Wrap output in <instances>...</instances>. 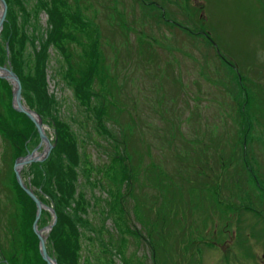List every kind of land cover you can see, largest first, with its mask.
<instances>
[{"label": "rangeland", "instance_id": "374dc122", "mask_svg": "<svg viewBox=\"0 0 264 264\" xmlns=\"http://www.w3.org/2000/svg\"><path fill=\"white\" fill-rule=\"evenodd\" d=\"M58 1L63 51L50 45L44 66L54 111L43 118L22 87L19 96L45 130L48 147L17 109L14 81L0 74V119L21 127L15 115L22 113L33 123L15 146L20 156L0 133V264H43L34 220L37 243L25 245L30 229L19 225L23 207L30 205L35 219L37 206L14 168L35 149L41 155L17 173L43 205L36 229L48 228L46 251L56 264L53 199L35 185L33 167L54 149L59 122L77 141L75 199L94 228L80 229V263L264 264V182L249 174L252 167L264 179V0ZM50 3L11 0L14 58L25 74L54 30ZM112 6H127L130 16L113 15ZM3 22L0 67L11 69ZM137 50L151 51L148 61L141 62ZM93 57L98 79L93 77L94 96L86 98L71 84L80 71L90 74ZM228 161L223 169L221 162ZM102 242L108 253L101 254Z\"/></svg>", "mask_w": 264, "mask_h": 264}, {"label": "trees", "instance_id": "16d2710c", "mask_svg": "<svg viewBox=\"0 0 264 264\" xmlns=\"http://www.w3.org/2000/svg\"><path fill=\"white\" fill-rule=\"evenodd\" d=\"M132 1L135 2L134 0H131V3ZM5 2L7 4L6 19L3 22L1 34L3 35V38L8 39L11 69L16 74V76L18 77L21 83L23 95L25 96V98L30 103L33 104L32 106L35 109V111H37L41 117L45 118L47 117V113L51 114L50 112L54 111L56 104L54 98L45 91L46 68L44 66L46 64V59H47V48L50 45L53 46L55 45L57 49L59 50L61 49V51H63V48L59 43L60 39L65 38V35L62 33L61 30L64 28L63 24L65 23V19L63 23L61 22V20L63 19H62V14L60 12L62 9L61 7H63V5L59 6L58 0H51L49 14H50L51 27L54 28V30L48 33V35L46 36V40L42 42L43 46L35 54V59L33 61L34 68L32 67V73L25 74L20 62H18L14 58L16 51L14 47V42H15L14 36L16 33L11 32L12 25H11V20H9L12 11L11 0H5ZM149 3L151 4V6H153L152 2ZM121 7H119L120 9H118L112 6L110 12H112L113 15H116L117 17L120 18L121 16L128 17L129 14H126V10H128L127 6L125 7L121 6ZM171 25L177 26V24H172V23ZM22 36L23 39H25L26 41L28 40V36L26 35V33L23 32ZM135 38L140 39L137 37ZM74 39L75 38L73 36L67 37V40L69 42L70 41L73 42ZM137 51L141 62L143 59L145 61H148L146 56L148 54H152V52L148 50H137ZM66 55L71 56L70 51H68ZM92 61L95 62L96 65L95 64L94 66L91 65L92 67L90 68V74H87L77 69L78 72L80 71L79 81H77L76 83L73 82L72 84L74 86L71 84L72 87L71 89L72 90L74 89V91H76V94L78 95L82 94L86 98L87 97L92 98L94 96V92L91 93L90 91L92 90L91 88L95 89L93 77L96 76L98 68H97L96 58L93 57ZM29 94H32V97L34 96L33 97L34 102L28 96ZM100 114L102 113L100 112ZM15 116L18 117V119L20 120L21 127H18L16 125L17 122L15 120L12 121L11 124L7 125L6 124L7 122H5L4 120L2 121V119H0V133L2 134V139L6 143L7 142L9 143V147L14 148V153L16 152L15 150H17V148L15 149V146L22 145L21 142L24 141L25 138H27L23 131V129H25V126L29 128V130L33 129V123L24 114L18 113V115ZM57 124H56L57 135H56L55 147L49 153L47 158L44 161H42V163H34V165L35 164L36 165L33 168H36L37 170L33 172L36 177L34 176L33 177L35 178L34 179L35 185L41 186V190L45 194H47V196H50L53 199L51 202L53 203L52 206L54 208L56 218H55V223L53 224V227L51 229L52 234H50V240L52 241L53 244L52 252H53V256L55 257L56 264H84V262L82 263L79 262L77 256V249L79 248L78 243L80 239V235H79L80 229L82 226L87 227L88 229L91 230L94 228L90 226L91 223L89 221L90 219H88V217L86 216L87 215L86 209L83 206H81L79 202H77L78 200L76 201L75 199L76 183L78 181V173H79L81 159L79 155L77 141L74 139V135L72 134L69 127L61 123L63 127L61 126V130H60L59 129L60 122L58 125ZM98 124L99 126H101L100 122H98ZM102 129L103 131L105 130V128ZM105 131L104 133L107 134L108 131H106L107 133ZM247 136H248L247 133L242 134L243 137L242 141L243 140L246 141ZM19 152L18 153L16 152L17 154L16 156H20L22 154V149H20ZM246 159L244 158V161L247 163ZM230 163L231 161H228L227 164L221 162V165L223 166L224 169V167L230 166L231 165ZM42 170H44L43 172L46 174L47 177L45 181H43L44 175L42 173ZM201 173H203L202 170ZM197 174H199V172ZM249 174L252 175L254 181L257 182L258 184L260 182H264L261 173L259 171L255 172V170H253L252 167L250 168ZM170 180L172 179L168 178L167 181ZM14 185H16L15 181H14ZM15 188L17 189V192L20 190V187L17 185ZM29 202H31V200H29ZM31 204L33 205L34 202ZM61 205L63 206V208H66V210L69 209V211H71V214L69 213L70 217L65 212L64 214H62ZM79 206L80 208H78ZM25 207L27 208L25 209L23 207L21 223L19 225H21L23 229H26L27 227L30 229V233L29 232L26 233L27 235L28 234L29 235L26 236L25 245L32 247L35 244V241L37 243V236L33 232L31 227L32 222L34 220V216L31 206L25 205ZM146 212L150 213L149 210H146ZM103 220L104 219L100 220L102 221L101 225H103ZM133 234L137 236H141L139 232L135 230H133ZM30 238H32L33 240H31ZM31 247H29V249H32ZM108 248L109 246L105 242H102L101 254L108 253ZM25 258L28 259V256L25 255ZM41 262L43 264H46L43 260H41Z\"/></svg>", "mask_w": 264, "mask_h": 264}, {"label": "water", "instance_id": "95a60500", "mask_svg": "<svg viewBox=\"0 0 264 264\" xmlns=\"http://www.w3.org/2000/svg\"><path fill=\"white\" fill-rule=\"evenodd\" d=\"M1 1H2L3 10H2V13H1V16H0V28H1L2 22L4 20L5 12H6V3L4 2V0H1ZM0 68L7 70L9 72V74H10L9 79H11L12 81H14V83H16V90H14V97H17L19 99L20 91H21V85H20L19 79L17 78V76L15 75V73L11 69H7L5 67H0ZM14 87H15V85H14ZM16 107H17L18 110L24 112L34 122V124H35V126L37 128V131H38L40 137L41 138L44 137L43 132L41 130V125H39L37 123V121L35 120V118L32 116V112L30 110L25 109L20 102L17 104ZM26 157L27 156L18 158L16 160L15 164H14V168H15V171H16L15 172L16 173V178H17V181H18L19 185L33 199V201L35 202V205L37 206L36 216H35V219H34V222H33V230H34V232L38 236V239H39V249H40L41 256H42L43 260H45L47 264H53L52 263L53 261H51L52 259L50 258V256L48 255V253L46 251V248H45V245L43 243V240L40 237V235L38 233V230L36 229V222H37V219H38V217L40 215V211H41L40 205L42 203L40 202L39 199H37L35 197V195L33 194V192L23 184V182H22L19 174L17 173L18 172L17 171V165H18V160L19 159H23V161L21 162V164H25V163L30 162L32 160V159L27 160V159H25ZM53 220H55V218H53Z\"/></svg>", "mask_w": 264, "mask_h": 264}, {"label": "bare ground", "instance_id": "6f19581e", "mask_svg": "<svg viewBox=\"0 0 264 264\" xmlns=\"http://www.w3.org/2000/svg\"><path fill=\"white\" fill-rule=\"evenodd\" d=\"M0 16H1V11H0ZM0 74L6 76L7 78H9V76H10L9 72H8L7 70H5V69H2V68H0ZM10 80H11V79H10ZM13 83H14V82H13ZM14 85H15V90H16V83H14ZM19 102H20V99H18L17 97H15V105H16V106H17V104H18ZM32 116L35 118V120L37 121V123L40 125L37 116H36V115L34 116V114H33ZM41 130H42L43 135H44V137H42V143L45 144L44 146L48 147V146H49V142H48V140H47L45 130L43 129L42 126H41ZM40 155H41V153H39L38 150L35 149V150H33L32 152H30V153L28 154V156H27L25 159H27V160H29V159H34V158L39 157ZM22 161H23V159H19V160H18L17 169H19L20 166L22 165V164H21ZM40 208H41V209L43 208V205H42V204L40 205ZM46 230H48L47 227L38 230V233H39L40 237L42 238L44 245H45V238H46V236L44 235V233H45ZM45 248H46V245H45ZM51 261H52V260H51ZM52 263L54 264V262H52Z\"/></svg>", "mask_w": 264, "mask_h": 264}]
</instances>
